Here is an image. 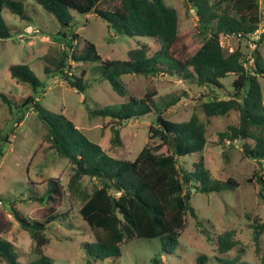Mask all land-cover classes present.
<instances>
[{
	"label": "trees",
	"instance_id": "trees-1",
	"mask_svg": "<svg viewBox=\"0 0 264 264\" xmlns=\"http://www.w3.org/2000/svg\"><path fill=\"white\" fill-rule=\"evenodd\" d=\"M26 1L0 0V38L12 35V26L6 23L3 15L4 9L21 19H29ZM33 1L55 16L62 27L59 33L65 39L59 60L44 55L47 75H59L70 87L85 93L90 87L87 71L82 69L76 74L71 64L99 62L102 78L109 81L120 95L127 94L122 78L128 74L152 77L170 73L193 78L207 89V100L202 102V108L208 117L239 111V124L219 132L221 142L237 140L245 156L264 160V102L260 81V77L264 78V59L260 51L264 31L259 39H253L257 30L264 29L262 0H233L237 15L219 13L210 0H185L186 6L196 9L202 30L210 32L205 42L187 57L179 56L178 51L180 46L186 48L193 37L186 36L185 43L180 44L183 35L178 10L167 5L165 0H119L111 7L102 6L105 0ZM73 11L96 13L118 34L152 37L159 42L160 49L149 53L147 45L141 43L129 49L125 60L103 59L94 42L84 40L83 46L79 47L76 43L79 35L68 31L74 20ZM226 35L252 40L254 63L241 48L227 51L223 45ZM9 70L12 78L29 84L34 91L18 107L0 87V98L4 103L13 111L14 107L19 108L16 111L17 124L23 120L24 110L32 105L47 126L45 140L51 149L69 158L74 165L69 189L78 190L85 177L95 181L91 192H81L83 204L79 209L95 235L93 242L86 243L87 252L94 259L88 260L87 264L106 258H113L116 262L121 257L122 244L135 238H160L163 250L172 252L179 244L181 233L189 227V216L197 217L192 204L194 192L210 194L222 186L212 180L202 155L208 142L206 122L197 114L187 120H172L163 106L169 107L178 98L163 104L160 98H156V90L148 91L142 97L130 95L128 101L118 106L92 109L89 105L93 114L117 119L119 124L152 113L156 115L149 129L150 140L138 156L134 160L116 158L92 141L65 114L42 106L35 94L45 84L27 64L12 63ZM231 75L234 78L226 87L224 80ZM84 100L87 102V98ZM115 132L118 141L120 127L115 128ZM195 154H201V157L192 168L182 163V158ZM2 155L0 149V157ZM259 182L264 184L262 176H259ZM65 196L60 179H47L45 193L31 197L47 203L42 220L26 218L12 204L22 230L35 241V258L26 264H53L52 257L44 252L51 240L47 230L55 221L64 220L62 222L66 223L70 218L67 211L59 210ZM260 197L264 201V188ZM254 227V240L259 244L264 222H256ZM217 242L222 254L233 249L237 251L233 258H219L221 264H250L244 260L240 262L245 248L239 247L240 241L235 238L234 230L220 234ZM197 261L205 264L206 257H198ZM0 263L24 264L15 253L13 243L1 234ZM150 264H162V260L154 257Z\"/></svg>",
	"mask_w": 264,
	"mask_h": 264
},
{
	"label": "rangeland",
	"instance_id": "rangeland-1",
	"mask_svg": "<svg viewBox=\"0 0 264 264\" xmlns=\"http://www.w3.org/2000/svg\"><path fill=\"white\" fill-rule=\"evenodd\" d=\"M118 1L105 0L102 6L111 7ZM165 2L178 10L180 33L183 35L180 44L185 43L186 36L193 37L186 48L180 46L178 51L179 56L187 57L205 42L210 32L202 30L196 9L186 6L185 0ZM210 2L219 13L237 15L233 0ZM25 7L29 19H21L17 14L4 9L3 15L6 23L12 26V35L0 38V87L18 107L34 91L29 84L11 77L9 66L12 63L27 64L44 82L45 86L38 88L35 94L42 106L49 111L65 114L92 141L99 143L116 158L134 160L138 156L150 140L149 129L156 115L152 113L119 124L117 119L93 114L89 105L92 109L106 105L118 106L128 101L130 95L142 97L146 92L156 90V98H160L163 104L178 98L169 107L163 106L172 120H187L192 114H197L206 122L208 142L202 155L212 180L222 186L219 191L210 194L194 192L192 204L197 217L189 216V227L181 233L178 246L166 253L160 238H135L122 244V254L116 262L113 258H106L93 261L92 264H150L154 257L161 258L162 264H199L197 259L201 256L206 257L205 264H221L219 258L230 259L237 254L236 249L223 254L218 250V237L228 230L235 231V238L240 241L239 247L245 248L240 262L244 260L250 264H264V230L259 244L254 240V224L264 222V201L260 197L264 184L259 182V176L264 179V160L257 161L245 156L241 145L228 144V140L221 142L219 136V132L228 126L239 124V111L208 117L202 108V102L207 100V89L193 78H182L179 74L165 73L152 77L125 75L122 79L127 94L120 95L109 81L102 78L99 62L71 64L76 74H80L82 69L87 71L86 79L90 87L85 93L79 92L59 75H47L44 71V55L59 60L65 48V39L59 33L62 29L59 21L33 0H27ZM72 13L74 20L67 29L79 35L77 45L83 46L84 40L94 42L103 59L125 60L129 49L141 43L147 45L149 53L160 49L159 42L152 37L114 32L96 13ZM263 31L261 28L253 39H259ZM223 45L227 51L241 48L254 63L252 40L231 35L223 39ZM260 51L264 59V41ZM232 78L234 75L224 80L226 87ZM260 81L264 102V78L260 77ZM18 107L11 110L0 98V149L3 152L0 157V234L13 243L14 251L22 263L32 261L35 258V241L22 230L12 204L26 218L42 220L47 203L31 197L45 193L47 179H60L66 196L59 210L67 211L70 218L66 223L58 220L50 224L47 234L51 240L44 252L52 257L53 264H87L88 260L94 259L88 254L86 243L93 242L95 235L79 209L83 204L81 192H91L95 181L85 177L78 190L71 191L69 182L74 173L73 163L51 149L50 143L45 140L47 126L32 105L24 110V118L17 124ZM117 127H120L118 141L115 138ZM200 157L201 154H195L181 161L192 168Z\"/></svg>",
	"mask_w": 264,
	"mask_h": 264
},
{
	"label": "built area",
	"instance_id": "built-area-1",
	"mask_svg": "<svg viewBox=\"0 0 264 264\" xmlns=\"http://www.w3.org/2000/svg\"><path fill=\"white\" fill-rule=\"evenodd\" d=\"M258 31H259V30H257L256 32H258ZM239 35H240V34H239ZM228 36H231V35H226V36H224V38H226V37H228ZM227 143H228V144H232V145L239 146L237 140H228ZM1 202H2V201L0 200V203H1Z\"/></svg>",
	"mask_w": 264,
	"mask_h": 264
}]
</instances>
